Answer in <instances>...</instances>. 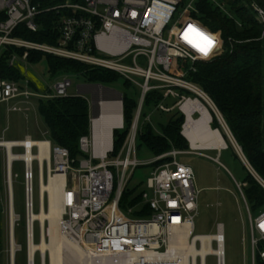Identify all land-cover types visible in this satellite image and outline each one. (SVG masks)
I'll list each match as a JSON object with an SVG mask.
<instances>
[{
    "label": "built area",
    "instance_id": "1",
    "mask_svg": "<svg viewBox=\"0 0 264 264\" xmlns=\"http://www.w3.org/2000/svg\"><path fill=\"white\" fill-rule=\"evenodd\" d=\"M179 2L180 0H66L63 4L41 9L39 1L0 0V51L6 47L22 49L21 55H11L8 60L10 66H26L29 52L40 51L117 72L130 85L140 89L134 118L118 153L113 154V131L125 128L123 94L121 93L120 98L112 88L84 86L85 90H90L96 97L98 107V114L95 116L88 100L89 133L81 136L78 141L79 150L84 156L74 161L70 159L66 148L53 146L47 140L49 159L44 158L41 162L36 157L33 160L37 163L39 179L40 173L43 179L44 174L47 179L50 175L64 176V184L60 189L62 212L58 228L66 238L83 250L87 264H182L178 259L168 260L163 256L168 249L170 235L186 232L189 237L197 235L194 234V220L198 213L200 189L196 185L192 166L177 159L180 154L197 151L190 143L188 151L172 148L151 161L171 158L153 168L144 188L139 192L142 203L150 209L149 215L133 216L132 206L122 209L119 204L129 176L136 167L148 163L136 158V137L141 125L145 95L152 90L162 92V99L152 108L151 114L156 111L179 110L184 114L186 122L187 114L182 109V104L191 98H201L194 88L203 91L187 81L185 76L189 71L195 70L196 61L211 59L221 52V40L219 49L206 58L200 57L195 50L179 40L176 30L182 29L186 21L199 23L190 17V13L195 11L194 0H189L180 11ZM252 6L257 12V19L264 23V11L255 4ZM63 9L70 10L71 13L60 16L56 23L59 35L56 44L13 35L19 25L37 32L40 28L37 22L40 13ZM173 20L167 30L168 36L165 37L164 32ZM217 35L220 39L218 33ZM139 56L146 59V67L137 63ZM128 58L131 63L125 64L123 61ZM184 62L187 66L181 68ZM71 86L72 81L68 75L56 77L43 91L33 89L28 78L17 82L3 79L0 75V104L7 105L8 112L25 111L27 109H23L22 103H28L31 99L69 96ZM182 90H188L196 97ZM207 98L210 100L208 96ZM115 102L119 104L120 117L111 127L110 138L105 140L106 143L96 140V121L101 116L102 103ZM211 103L213 107H209L219 116L215 105L212 101ZM195 114L193 112L191 116ZM149 117L150 114H146V123H150ZM26 139L31 138L27 136L23 140ZM11 143V151L22 147L26 152L27 146L22 144V140ZM103 144L106 145L105 149L98 151ZM30 149L32 152L35 149V156L39 154L38 145L33 144ZM235 151L249 173L264 189V179L252 169L238 145L235 146ZM215 161L221 165L218 158ZM24 166L28 211L33 210V174L32 166L29 172L26 162ZM236 185L248 213L251 264H257V259L260 264H264V209L253 217L243 192L246 183L236 182ZM219 231L225 242L224 226L220 222L216 224L215 233ZM195 244L201 248L199 239ZM213 244L218 247L217 240H212L211 246ZM214 256L216 264H225V249L221 256ZM42 259V264H45L44 258ZM28 264L34 263L28 261ZM195 264H202L200 255L196 257Z\"/></svg>",
    "mask_w": 264,
    "mask_h": 264
},
{
    "label": "trees",
    "instance_id": "2",
    "mask_svg": "<svg viewBox=\"0 0 264 264\" xmlns=\"http://www.w3.org/2000/svg\"><path fill=\"white\" fill-rule=\"evenodd\" d=\"M38 1L41 3L40 8L44 9L63 4L66 0H34V2ZM188 1L180 0L178 11ZM252 4L264 11V0H194L195 11L190 13V17L202 26L188 20L184 27L176 32L179 40L195 50L202 58L206 55L183 38L185 31L189 26H193L210 37L214 41V48L217 49L220 45L217 33L219 34L222 40L221 52L211 59L196 61L195 70L189 71L185 79L200 88L210 98L235 142L241 148L243 156L252 169L264 179V23L257 19V12ZM70 13L71 11L66 9L42 12L37 17L40 25L37 32H31L24 25H19L13 31V35L41 43L56 44L59 36L56 23L60 16ZM13 53L21 55L22 49L6 47L0 51V75L3 79L19 82L28 77L20 66L8 64ZM42 60L46 63L47 73L51 79L73 74L81 76L85 83L107 85L122 78L117 72L111 70L40 51H30L27 56L29 65H36ZM186 66V62L181 64V68ZM29 82L33 89L45 90L37 89L31 80ZM124 85L130 87V83L126 80ZM182 91L196 97L188 90ZM161 99L162 92L152 90L145 95L144 107L150 110ZM35 100L38 113L46 126L47 140L51 145L66 148L70 159L74 161L84 156L79 150L78 141L81 136L89 133L88 99L83 95L71 94L66 97ZM137 104L138 99L123 94L125 128L113 131V154L118 153L122 147ZM146 114L143 111L141 118H145ZM211 114V127L220 130L227 143L226 149H231L235 157L241 161L223 133L217 118L213 113ZM184 120V114L175 110L166 123L158 121L160 131L155 132L150 123L144 124L143 119L136 140L139 138L153 152L154 157L172 148L188 151V141L181 134ZM170 159V157H164L152 164L156 167ZM247 172L243 192L250 208L256 210L264 206V189L248 170ZM119 204L122 209L132 206L133 216L150 214L148 205L141 201L140 193L127 188L124 189ZM23 248L26 250L25 245ZM36 254L37 252L34 258ZM257 264H260L258 259Z\"/></svg>",
    "mask_w": 264,
    "mask_h": 264
},
{
    "label": "rangeland",
    "instance_id": "3",
    "mask_svg": "<svg viewBox=\"0 0 264 264\" xmlns=\"http://www.w3.org/2000/svg\"><path fill=\"white\" fill-rule=\"evenodd\" d=\"M173 22L174 20L166 28L164 32L165 37L168 36L167 30ZM170 39H173V36H170ZM213 48L214 45L206 55H208ZM123 62L125 64H130L131 59L128 58ZM137 63L142 67H146V59L143 56L137 58ZM25 65L26 66H21V69L37 89H45L48 85H51L54 82V79H51L48 76L47 66L44 60L36 65ZM68 77L72 81V86L69 88L68 92L70 94H76L77 86L84 83V79L81 76L73 74L68 75ZM136 78L139 82L141 81L140 78ZM105 86L115 89L132 98L139 99L140 97V89L135 85H130V87L125 86L122 78L116 82L107 85L105 84ZM85 96L86 98H90V94L88 93L85 94ZM202 102L206 104L204 101ZM21 106L23 109L26 107L27 110L8 112L7 105L0 104V139L20 141L25 137L30 136L34 140H47L46 126L38 113L37 101L33 99L30 103H22ZM144 112L150 114V124L155 132L160 131L158 121L166 123L174 114V112L162 111H156L151 114L150 110L145 107ZM210 112L213 113L212 110ZM197 116L198 113L194 115V118ZM143 119L144 118L142 117L141 121H143ZM144 124H146V121H144ZM221 129L225 135L226 133L227 135L229 134L227 131L225 133L223 127ZM227 135L226 137L228 139ZM228 141L230 142L229 139ZM226 148L222 149L220 153H218L219 150L216 149H198L200 150L198 152H201L202 154L189 152L178 155L177 159L192 166L196 185L200 189L198 213L194 220V234H214L216 232V223L221 222L224 226L225 236V264H251L248 213L245 201L236 185V182L243 183L245 181L248 172L242 162L235 157L232 150ZM13 152L23 153L24 150L22 147H17L13 149ZM33 153L36 154L35 149L33 150ZM209 157H217L221 165ZM136 158L141 162H148L147 164H142L136 167L133 173L129 176L126 184L128 190H133L135 193H138L144 188L146 179L154 168V165L151 163L154 159V154L140 141L139 138L136 140ZM7 173L6 149L0 146V264H11L10 254L12 247L9 236L10 193ZM32 174L33 211L37 213L40 209V199L39 173L36 161H33L32 163ZM11 177L13 192L12 205L14 213L17 216L16 224L14 226V264H28L27 195L25 190V166L22 160L13 161L11 166ZM44 180H47L45 174ZM44 205L47 208V194H45L44 197ZM262 209H264V206L256 210L251 209V215L253 217L256 216ZM43 231L48 243V223ZM33 234L34 242L36 244L39 243L41 227L38 221H34ZM24 245L26 250L23 248ZM214 246L215 245L213 244V247ZM35 252H37V254L34 258V264H42L41 252L38 250ZM67 253V259H65L67 264H79L78 260H68L71 254L68 251ZM44 260L45 264H49L48 251L45 252ZM197 261L199 262V259H197ZM205 264H216L215 256L211 254L207 255L205 258Z\"/></svg>",
    "mask_w": 264,
    "mask_h": 264
},
{
    "label": "bare ground",
    "instance_id": "4",
    "mask_svg": "<svg viewBox=\"0 0 264 264\" xmlns=\"http://www.w3.org/2000/svg\"><path fill=\"white\" fill-rule=\"evenodd\" d=\"M218 49L215 47L211 52L204 56L205 58L213 54ZM195 89V92L200 99L206 101V104L202 102L199 98H191L182 104V109L187 114V121L183 127V135L189 141L192 148L194 149H208V150H219L225 149L227 143L223 138L219 129H214L211 127L212 114L209 105H212L211 101L207 96L200 90ZM119 104L115 103H102L101 106V116L96 121V140L100 139L106 143V139L110 138L111 127L118 121L119 115ZM198 113L196 118L191 116V113ZM225 130L229 133V130L222 121ZM229 138L234 142L230 133L228 134ZM12 141L3 140L0 141V146H3L6 149L7 153V163H10V170L8 174V183H9V224L10 229H12V238L11 241V253L15 254V243H14V226L17 220V216L14 213L12 200L13 192L11 185V165L15 160H22L26 162L28 172L31 170L32 162L34 158H38L41 162L44 158L49 159V144L47 140H33L26 139L22 140V144L27 146L26 152L23 153H14L11 151ZM36 144L39 146V154H35L31 151L30 146ZM106 145L99 147L98 151H103ZM39 199H40V209L37 213L33 210L28 209V227H27V241L29 256L28 259L31 263H34L35 251H40L41 255L45 252H49V264H67V251L71 254L68 260H78L79 264H87L85 259V253L77 244L68 238H66L58 228V220L60 218L62 210L60 209V189L64 184V176L56 174L54 176L50 175L45 181L43 175L40 173L39 179ZM33 181V180H32ZM45 194L48 196V206L47 208L44 205ZM29 197V195H28ZM34 221H38L41 227V237L40 242L35 243L33 240V225ZM48 223V237L49 242L47 243L44 233V228ZM43 231V233H42ZM222 232L214 234H202V235H193L189 237V233H173L170 235V242L167 251L163 256L168 260L178 259L182 264H192L196 263V257L198 255L202 258V264H205V255L207 253L220 255L223 253L224 249V240L222 239ZM193 238V239H192ZM199 239L201 242V248L196 246L195 241ZM217 240L218 247L211 246V241ZM43 258V257H42ZM43 260V259H42ZM162 260V259H160ZM14 264V256L13 262Z\"/></svg>",
    "mask_w": 264,
    "mask_h": 264
},
{
    "label": "water",
    "instance_id": "5",
    "mask_svg": "<svg viewBox=\"0 0 264 264\" xmlns=\"http://www.w3.org/2000/svg\"><path fill=\"white\" fill-rule=\"evenodd\" d=\"M84 86H100V87H103V88H109V89H111L110 87H108V86H105V85H102V84H99V83H84V84H79L78 86H77V93L79 94V95H85V94H90V103H91V108H92V111H93V114L96 116L97 114H98V107H97V104H96V102H97V99H96V97L93 95V93L90 91V90H85L83 87ZM80 88H83V89H80ZM115 90V89H114ZM117 93H118V95H119V97L121 98V93L120 92H118L117 90H115ZM210 109L212 110V112L214 113V115H215V117L217 118V120L219 121V123H220V125L223 127V129H224V131H225V133H226V130H225V128H224V126H223V124H222V121L224 122V120H223V118L221 117V115H220V113H219V116L215 113V111L210 107ZM185 123V122H184ZM224 124H225V122H224ZM183 126H184V124L182 125V128H183ZM225 126L227 127V125L225 124ZM227 129H228V127H227ZM229 130V129H228ZM229 133H230V131H229ZM181 134L183 135V133L181 132ZM226 135H227V133H226ZM230 135H231V133H230ZM184 136V135H183ZM228 136V135H227ZM232 136V135H231ZM185 137V136H184ZM228 139L230 140V143L232 144V146L234 147V149H235V146L237 145V143L235 142V140H234V138H233V136H232V139L234 140V142L229 138V136H228ZM239 155V154H238ZM7 170H8V173H9V170H10V163L8 162L7 163ZM28 215H27V227H28ZM12 229H10V232H9V236H10V238H12ZM27 236H28V233H27ZM11 256H10V259H11V264H12V262H13V256L14 255H12V253L10 254ZM27 256H29V249H28V247H27ZM43 258H44V254H42L41 255ZM28 261H29V259H28ZM30 262V261H29ZM32 262V261H31Z\"/></svg>",
    "mask_w": 264,
    "mask_h": 264
},
{
    "label": "snow or ice",
    "instance_id": "6",
    "mask_svg": "<svg viewBox=\"0 0 264 264\" xmlns=\"http://www.w3.org/2000/svg\"><path fill=\"white\" fill-rule=\"evenodd\" d=\"M190 34L193 35L190 36ZM183 38L194 47L198 48V50L203 52L205 55L214 45V41L210 37L206 36L193 26H189V28L185 31ZM262 227H264V225H262Z\"/></svg>",
    "mask_w": 264,
    "mask_h": 264
},
{
    "label": "crops",
    "instance_id": "7",
    "mask_svg": "<svg viewBox=\"0 0 264 264\" xmlns=\"http://www.w3.org/2000/svg\"><path fill=\"white\" fill-rule=\"evenodd\" d=\"M20 66V68H21V66H24V65H19ZM59 77V76H58ZM77 89V88H76ZM76 94H78V93H76ZM85 98H86V96L85 95H83ZM86 99H88V100H90V98H86ZM31 101H33V99H31L28 103H30ZM169 101V100H168ZM24 108H26V107H24ZM27 109V108H26ZM26 111V110H25ZM144 111V110H143ZM150 111H152V109H150ZM154 113V112H153ZM194 117V116H193ZM28 137H30V136H28ZM31 138V137H30ZM32 139V138H31ZM0 140H5V139H0ZM34 140V139H33ZM187 140V139H186ZM7 141H9V140H7ZM10 141H15V140H10ZM188 141V140H187ZM189 142V141H188ZM190 149V148H189ZM205 150H208V149H205ZM198 151H200V150H198L197 149V151H193V152H196V153H199V154H202L201 152H198ZM221 151H218V153H220ZM208 157V156H207ZM209 158H212V157H209ZM215 158H217V157H214V158H212L214 161H215ZM221 223V222H220ZM217 224V223H216Z\"/></svg>",
    "mask_w": 264,
    "mask_h": 264
}]
</instances>
